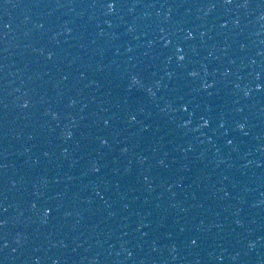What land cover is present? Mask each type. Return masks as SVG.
<instances>
[{"label": "water", "instance_id": "1", "mask_svg": "<svg viewBox=\"0 0 264 264\" xmlns=\"http://www.w3.org/2000/svg\"><path fill=\"white\" fill-rule=\"evenodd\" d=\"M0 264H264V0H0Z\"/></svg>", "mask_w": 264, "mask_h": 264}]
</instances>
